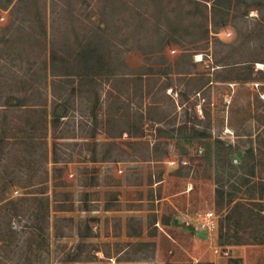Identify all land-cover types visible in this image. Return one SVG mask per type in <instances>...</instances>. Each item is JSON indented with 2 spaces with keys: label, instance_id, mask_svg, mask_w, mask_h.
I'll return each instance as SVG.
<instances>
[{
  "label": "rangeland",
  "instance_id": "1",
  "mask_svg": "<svg viewBox=\"0 0 264 264\" xmlns=\"http://www.w3.org/2000/svg\"><path fill=\"white\" fill-rule=\"evenodd\" d=\"M196 1L55 0L50 25L49 0H0V83L39 81L51 35L70 55L79 35L101 34L119 73L75 92L55 85L66 116L58 138L46 135L42 185L11 182L43 174L31 155L0 148V198L47 196L15 219L0 210V264H264V210L240 216L213 191L215 140L231 163L251 149L250 178L264 179V0ZM224 189L264 194V184ZM205 210L212 232L194 225ZM87 228L86 246L63 263Z\"/></svg>",
  "mask_w": 264,
  "mask_h": 264
},
{
  "label": "trees",
  "instance_id": "2",
  "mask_svg": "<svg viewBox=\"0 0 264 264\" xmlns=\"http://www.w3.org/2000/svg\"><path fill=\"white\" fill-rule=\"evenodd\" d=\"M192 3L200 4V1L189 0ZM55 0H49V19L50 25L53 22V6ZM77 44L72 50L70 55H64L60 49L53 48V38L50 36V42L48 43V50L46 53V65L42 75H39L41 79L35 81L32 79H24L14 83V89H11L6 83H0V148L2 149L7 143L13 147V158L23 159L25 154H29L33 157V164L39 165L43 177L35 178L33 176H27L18 179H14L11 182L19 187H33L36 184H41L48 181V173L46 169L42 167V163L46 158V135L49 133V137L52 139L58 138L57 135L60 120L65 117L66 108L61 96L55 92V85L58 87L62 83L70 85V92L79 91V88L84 82H92L93 79L98 77L115 78L119 76V73H115L111 68V60L113 56L105 55L102 52V47H99L98 41L101 40L102 35L99 33L83 34L79 35ZM65 56V58H64ZM110 61V62H109ZM109 62V63H108ZM263 62V61H262ZM66 63H69L65 65ZM103 63L104 65H98ZM236 65L237 67L229 68L230 71H240L244 66ZM77 70L74 72L73 70ZM104 68V69H103ZM73 71V72H72ZM258 72H261L258 70ZM49 76V78H48ZM237 80H243L236 77ZM6 92V93H3ZM11 113L15 116L9 119ZM9 130V135H4L3 132ZM95 131L92 129L87 137H93ZM55 147V143L52 141V147ZM229 149V145L218 146L217 141L214 142V195L220 200H224L225 205L230 210H236L238 213L251 211L246 209L249 205L257 206V214L264 210V194L249 193L245 195H236L231 191L224 189L225 187H232L234 184L237 186H248V188H254L258 184H264V179L253 180L250 177L253 176L257 163L249 161L251 158V149H247L244 156H248V159H242L240 161L231 163L230 161H224L223 156ZM56 163V160H52ZM36 167V166H35ZM55 168V167H54ZM15 176H18V168H14ZM230 170H234L237 176L231 179L232 174ZM17 178V177H16ZM43 178V180H42ZM12 180V179H11ZM42 185V184H41ZM249 190V192H250ZM44 192L38 193L33 191H24L20 198L13 200L6 197L0 198V210L8 209L11 212L13 219L18 218L17 210L19 207L27 208L31 206V203H42L47 200L46 195H42ZM36 207V206H35ZM240 208V209H239ZM255 210V211H256ZM43 216L48 215V210L43 207ZM241 216V213H239ZM19 222L18 220H16ZM90 230L87 228L85 233H81L77 230V242L72 251H67L62 262H70L75 260L80 253V250L86 246L84 238L89 236ZM3 238L0 237V241ZM175 264V263H166ZM190 264V263H188ZM193 264H212L209 261L195 262Z\"/></svg>",
  "mask_w": 264,
  "mask_h": 264
},
{
  "label": "built area",
  "instance_id": "3",
  "mask_svg": "<svg viewBox=\"0 0 264 264\" xmlns=\"http://www.w3.org/2000/svg\"><path fill=\"white\" fill-rule=\"evenodd\" d=\"M193 220L194 225L202 231L212 232L216 229V218L210 210L195 213Z\"/></svg>",
  "mask_w": 264,
  "mask_h": 264
}]
</instances>
